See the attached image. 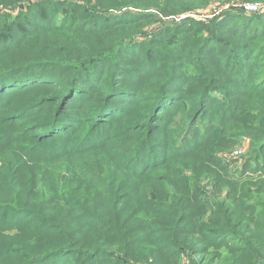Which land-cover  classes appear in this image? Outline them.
<instances>
[{
    "label": "rangeland",
    "instance_id": "1",
    "mask_svg": "<svg viewBox=\"0 0 264 264\" xmlns=\"http://www.w3.org/2000/svg\"><path fill=\"white\" fill-rule=\"evenodd\" d=\"M58 1L0 0V65L58 79L0 80V264H264V21L233 15L264 0H68L76 29L11 33ZM126 12L154 16L88 31Z\"/></svg>",
    "mask_w": 264,
    "mask_h": 264
},
{
    "label": "trees",
    "instance_id": "2",
    "mask_svg": "<svg viewBox=\"0 0 264 264\" xmlns=\"http://www.w3.org/2000/svg\"><path fill=\"white\" fill-rule=\"evenodd\" d=\"M41 2H38V6L40 7ZM36 4V5H37ZM53 4H55L56 6H54ZM52 4L53 7H55V12L53 13H48L47 15H45V18L41 21L39 19L37 20H31L29 19V17H25L22 16L21 18H19V20H16L14 22V27L11 28V33H18L20 34V38L21 39L23 37H26L28 34L30 33H36V32H42L43 30H53V29H57L59 28L60 30H71V29H76L75 26V18L77 16V14H74V17H70L69 13H67L64 17H62L60 20H56L57 16L59 15V11L60 9H63L65 7V5H68L70 8H74V10H77V7L74 5V3H70L68 2V0H64V2L58 1V2H54ZM36 5L34 7H30L29 8V12L35 14L37 8ZM248 12V11H247ZM236 13V14H235ZM233 12V15H235V19H238V23H241L242 27L245 26L246 22L249 21V19H251V21H255L256 19H260L262 21H264V14L263 15H254V16H241L240 14H238L239 12ZM154 15L151 13H130V12H126L122 15L119 14H113L111 16H109V18H106V16H99L96 15V18L89 21L88 25H89V29L88 31L91 32L93 31V33L95 32H101L104 31L106 29H112L113 27H115L116 25H120L123 26L122 24H129V23H135L138 22L137 20H148L150 18H152ZM139 17V18H136ZM102 19H106L105 23L103 24V26H101L100 21ZM56 20V21H55ZM87 24V23H86ZM85 24V25H86ZM15 26H18L20 28H15ZM127 26V25H125ZM252 36L249 37V34H245V39H249L252 38L254 36H256L258 34V38L262 37L264 35V30L263 27L259 26V25H253L252 26ZM43 29V30H41ZM22 35V36H21ZM159 36V35H158ZM157 36V37H158ZM8 41V38H7ZM16 42V41H15ZM16 44V43H15ZM262 46L259 48V45ZM9 45H11L10 43L8 45H6V49L4 51H6L7 49H9ZM13 47V45H11V48ZM140 47V43L134 42L132 41H127L126 40H122L121 42L115 44L113 46V49L115 50H120V52L124 54H129L132 52H136L139 50ZM264 50V42L263 43H259V44H255V46H251V50H254V54L256 53L257 50ZM110 58V56H108L106 59L108 60ZM129 61H133L132 59H127V62ZM103 62H99V64L96 65L97 67V71L95 72V74L93 75V77L97 76L100 74V72H102L103 69ZM147 65V64H146ZM146 65H144L140 70L141 71H146L145 67ZM55 67H58L59 64H55ZM26 75H38L40 76L38 78V76L35 78L37 82H39L42 79H47V81L56 83L58 81L57 77H55L54 75H52V71L49 69L48 64L46 62H44L43 60H27L23 63H13V64H8V65H0V80L2 79H14V78H19V76H26ZM43 75V76H41ZM92 77V78H93ZM22 79V78H21ZM27 81L28 79L25 78ZM10 81H7L3 84H6ZM25 81H21V83H24ZM49 82V83H50ZM51 84V83H50ZM87 84L86 81L84 82H79L76 84H72L71 87L74 86L73 90L72 88L67 89L66 94L70 95L71 97H74L77 93H84V85ZM32 85V86H31ZM35 86L34 82L33 84H28L25 86V88L22 91H25L28 88H31ZM73 90V91H72ZM19 94V93H17ZM14 95V94H12ZM255 96L257 97V99H259V93H255ZM81 97V96H80ZM7 97H4V99ZM52 129V127L50 128ZM264 150V147H263ZM47 155L44 154V157H46ZM50 157V156H47ZM41 159V158H39ZM157 217V216H154ZM141 227H153L155 229L160 227V224H158L156 222V219L154 218V220L151 223H143L141 224ZM93 259V258H91Z\"/></svg>",
    "mask_w": 264,
    "mask_h": 264
},
{
    "label": "built area",
    "instance_id": "3",
    "mask_svg": "<svg viewBox=\"0 0 264 264\" xmlns=\"http://www.w3.org/2000/svg\"><path fill=\"white\" fill-rule=\"evenodd\" d=\"M245 7H246V10H248V11H252V10L257 9L258 6H257L256 4L249 3V4H247Z\"/></svg>",
    "mask_w": 264,
    "mask_h": 264
}]
</instances>
